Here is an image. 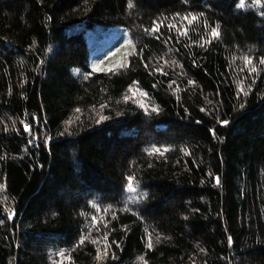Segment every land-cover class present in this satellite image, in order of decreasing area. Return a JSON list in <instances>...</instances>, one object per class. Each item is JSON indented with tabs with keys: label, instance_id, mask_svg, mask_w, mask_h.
Instances as JSON below:
<instances>
[{
	"label": "trees",
	"instance_id": "trees-1",
	"mask_svg": "<svg viewBox=\"0 0 264 264\" xmlns=\"http://www.w3.org/2000/svg\"><path fill=\"white\" fill-rule=\"evenodd\" d=\"M239 4L0 0V264H264V0Z\"/></svg>",
	"mask_w": 264,
	"mask_h": 264
},
{
	"label": "snow or ice",
	"instance_id": "snow-or-ice-1",
	"mask_svg": "<svg viewBox=\"0 0 264 264\" xmlns=\"http://www.w3.org/2000/svg\"><path fill=\"white\" fill-rule=\"evenodd\" d=\"M254 2L256 3V4H259L260 2H261V0H254ZM131 6V5H130ZM239 7H244V0H240V4L238 5ZM185 19H187V17H185ZM192 19L193 20H195L196 19V17H192ZM154 31H158L159 30V26L157 25V27L155 28V29H153ZM220 35V33H219V31H218V29H213L212 30V36L213 37H218ZM245 62H246V64H251L252 63V61H251V58H248V57H246L245 58ZM261 63H264V61H261ZM121 66H123V65H121ZM252 71H255V68H252L251 69ZM224 123L226 124V123H228L227 121H224ZM156 151H158V149L156 150ZM131 179V178H130ZM217 183H219V178H217ZM0 187H2V186H0ZM129 187H131V183L129 184ZM148 247L149 248H151L152 247V241H151V239H149V242H148ZM61 255H63V253H61ZM103 255H107V250H105V252H104V254ZM103 255H101L100 257H98V258H100V259H102L103 258ZM141 259H143L142 257H141Z\"/></svg>",
	"mask_w": 264,
	"mask_h": 264
},
{
	"label": "rangeland",
	"instance_id": "rangeland-1",
	"mask_svg": "<svg viewBox=\"0 0 264 264\" xmlns=\"http://www.w3.org/2000/svg\"><path fill=\"white\" fill-rule=\"evenodd\" d=\"M132 92H133L134 95H136L137 92H138V93H142V92H140V91H138V90H136V89H133Z\"/></svg>",
	"mask_w": 264,
	"mask_h": 264
}]
</instances>
